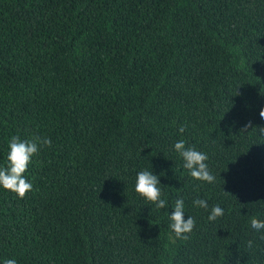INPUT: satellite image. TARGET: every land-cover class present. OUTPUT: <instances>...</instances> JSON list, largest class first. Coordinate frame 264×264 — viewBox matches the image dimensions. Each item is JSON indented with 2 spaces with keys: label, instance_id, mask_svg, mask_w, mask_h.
<instances>
[{
  "label": "trees",
  "instance_id": "16d2710c",
  "mask_svg": "<svg viewBox=\"0 0 264 264\" xmlns=\"http://www.w3.org/2000/svg\"><path fill=\"white\" fill-rule=\"evenodd\" d=\"M261 109L264 0H0V167L13 136L52 142L23 199L0 188V264H264ZM141 171L166 208L135 191Z\"/></svg>",
  "mask_w": 264,
  "mask_h": 264
},
{
  "label": "clouds",
  "instance_id": "9594fccd",
  "mask_svg": "<svg viewBox=\"0 0 264 264\" xmlns=\"http://www.w3.org/2000/svg\"><path fill=\"white\" fill-rule=\"evenodd\" d=\"M261 119H264V109L259 113ZM248 127V125H245ZM264 132V128L260 129ZM185 128L179 127V132L183 133ZM51 147L52 142L50 138H35L33 140L21 141L19 137L13 136L9 142V152L7 155V166L0 167V188L10 191L20 199H23L26 194L32 191V184L28 182L24 176L32 157L37 155L40 147ZM175 150L183 158V167L190 171L193 179L213 183L216 179L208 168L205 161L208 156L195 148H186L185 141L179 140L174 145ZM162 175V174H161ZM135 191L147 201L155 204L157 209H164L167 207L166 201L161 198V188L159 177L149 171H141L137 174ZM193 205L200 208H207V201L203 199H196ZM223 215V209L216 205L212 208L209 215V221H214ZM184 201L178 199L175 202L172 214L169 216L171 221L170 228L177 239L186 240L189 238L192 230L196 226V221L193 217L187 216L185 220ZM251 227L257 231L264 229V221L252 218ZM251 247V242H249ZM4 264H17L15 259H6Z\"/></svg>",
  "mask_w": 264,
  "mask_h": 264
}]
</instances>
